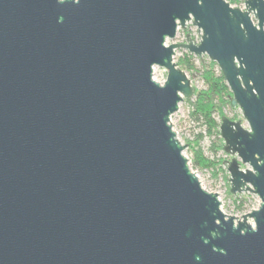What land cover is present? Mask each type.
<instances>
[{
	"label": "water",
	"instance_id": "obj_1",
	"mask_svg": "<svg viewBox=\"0 0 264 264\" xmlns=\"http://www.w3.org/2000/svg\"><path fill=\"white\" fill-rule=\"evenodd\" d=\"M189 23L200 44L168 45ZM178 50L248 123L220 126L231 193L261 200L241 219L173 130ZM0 264H264V0H0Z\"/></svg>",
	"mask_w": 264,
	"mask_h": 264
},
{
	"label": "rangeland",
	"instance_id": "obj_2",
	"mask_svg": "<svg viewBox=\"0 0 264 264\" xmlns=\"http://www.w3.org/2000/svg\"><path fill=\"white\" fill-rule=\"evenodd\" d=\"M189 40L195 44L201 42V32L192 23H189L184 30H179L175 41H169L168 45L173 43L186 44ZM188 53L185 50L176 52L175 62L178 63ZM213 63L206 55L202 58L194 56L192 63L195 66L194 71H186L188 78L191 80L196 92L205 89V84L202 78V73L205 69L212 66ZM216 64V63H215ZM216 72H219V66L214 67ZM221 72V71H220ZM167 78V72L156 67L154 70V79L160 84H164ZM196 100V94L191 100L185 99L180 104L179 111L171 118V124L177 138L182 145H187L184 155L188 158L193 172L199 177L202 187L210 192L219 195L222 203V211L227 216L241 219L244 215L258 210L261 205V200L254 194L242 193L233 195L231 193L230 174L228 172L227 163L231 162L234 156L224 152L225 143L220 135L209 131L204 121L196 119L193 115L192 103ZM191 101V102H189ZM227 117L234 122H241L245 129H249L248 123L243 117L241 110L233 108L230 105L226 106L222 114H215L216 122L221 126L222 118ZM220 132V128L218 130ZM203 157L211 162L213 166L205 168L197 166L200 158ZM223 161H227L224 162ZM240 163V159L238 160ZM241 169H250L247 165H242ZM249 224L254 226L253 220H249Z\"/></svg>",
	"mask_w": 264,
	"mask_h": 264
},
{
	"label": "trees",
	"instance_id": "obj_3",
	"mask_svg": "<svg viewBox=\"0 0 264 264\" xmlns=\"http://www.w3.org/2000/svg\"><path fill=\"white\" fill-rule=\"evenodd\" d=\"M193 58L194 55L186 53L177 64L183 71H194L195 66L191 64ZM211 64L212 66L205 69L201 75L206 87L196 92V100L192 103L193 115L197 117L196 119L204 121L210 132L213 131L216 135H220L218 131L220 125L216 122L214 115L222 114L224 108L230 105L231 92L222 73L215 71L216 64L214 62ZM197 166L210 168L213 162L201 157Z\"/></svg>",
	"mask_w": 264,
	"mask_h": 264
},
{
	"label": "built area",
	"instance_id": "obj_4",
	"mask_svg": "<svg viewBox=\"0 0 264 264\" xmlns=\"http://www.w3.org/2000/svg\"><path fill=\"white\" fill-rule=\"evenodd\" d=\"M230 4L232 8L240 9L242 11L246 10V1L247 0H225Z\"/></svg>",
	"mask_w": 264,
	"mask_h": 264
},
{
	"label": "flooded vegetation",
	"instance_id": "obj_5",
	"mask_svg": "<svg viewBox=\"0 0 264 264\" xmlns=\"http://www.w3.org/2000/svg\"><path fill=\"white\" fill-rule=\"evenodd\" d=\"M231 106V105H230Z\"/></svg>",
	"mask_w": 264,
	"mask_h": 264
}]
</instances>
